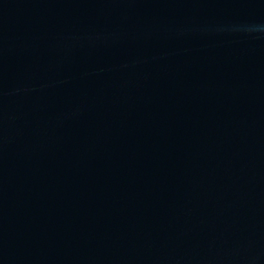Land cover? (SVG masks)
Wrapping results in <instances>:
<instances>
[{
  "label": "water",
  "instance_id": "95a60500",
  "mask_svg": "<svg viewBox=\"0 0 264 264\" xmlns=\"http://www.w3.org/2000/svg\"><path fill=\"white\" fill-rule=\"evenodd\" d=\"M0 264H239L34 0H0Z\"/></svg>",
  "mask_w": 264,
  "mask_h": 264
}]
</instances>
